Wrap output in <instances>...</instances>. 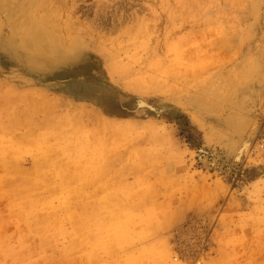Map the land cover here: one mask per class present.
Masks as SVG:
<instances>
[{
  "label": "rangeland",
  "instance_id": "obj_1",
  "mask_svg": "<svg viewBox=\"0 0 264 264\" xmlns=\"http://www.w3.org/2000/svg\"><path fill=\"white\" fill-rule=\"evenodd\" d=\"M0 150V264H264V0H0Z\"/></svg>",
  "mask_w": 264,
  "mask_h": 264
},
{
  "label": "bare ground",
  "instance_id": "obj_2",
  "mask_svg": "<svg viewBox=\"0 0 264 264\" xmlns=\"http://www.w3.org/2000/svg\"><path fill=\"white\" fill-rule=\"evenodd\" d=\"M169 4V3H168ZM40 24H41V21H34V24L32 23L31 25H30V27L29 28H27V33H29L32 37H33V39L34 40H37L36 41V43L33 45V49H32V51L30 52L33 56H35V55H38V56H41V57H43L44 59H45V62H47L48 60H50V59H52L53 57H54V55H60V54H62V52H66V50H62L61 48H59V47H62L63 46V42L65 41V40H63L62 42H58V41H52L50 44H49V49L47 48L46 50H44L43 48H42V45H40L39 43H40V41H38V39H43V38H47L48 36H49V34H48V31L46 30V31H44L42 28H40ZM25 44L26 45H29L28 44V42L26 41L25 42ZM158 49V48H157ZM14 51V50H13ZM69 51V50H68ZM15 52V51H14ZM69 52H71V50L69 51ZM68 52V53H69ZM20 54V53H19ZM66 56V55H65ZM63 59L64 58V55L63 56H59L58 57V59ZM65 58H67V56L65 57ZM49 62V61H48ZM131 69V68H130ZM128 72V71H127ZM125 77V76H124ZM70 114V113H69ZM16 115V114H15ZM69 118V117H68ZM54 122V121H53ZM58 123V122H57ZM64 123V122H63ZM60 125V124H59ZM64 125V124H63ZM66 125V124H65ZM43 126V125H42ZM54 128V127H53ZM11 131H12V129H10ZM78 130V129H77ZM10 131V132H11ZM62 132V131H61ZM18 134V133H17ZM17 134H15V135H17ZM53 135V134H52ZM61 135V134H60ZM11 136L13 137V134H11ZM54 136H57V135H54ZM59 136V135H58ZM60 137V136H59ZM54 138V137H53ZM52 138V139H53ZM56 138V137H55ZM61 138H62V136H61ZM60 138V139H61ZM65 138V137H64ZM64 138H62V139H64ZM5 139V138H4ZM23 139V138H22ZM55 140V139H54ZM5 141L7 142V140L5 139ZM4 141V142H5ZM22 141V140H21ZM25 141V140H24ZM5 142V143H6ZM18 142V141H17ZM23 142V141H22ZM51 142V141H50ZM21 144V143H20ZM65 143H63V145H64ZM41 145H39V147H40ZM65 146H66V144H65ZM77 146V145H76ZM75 146V147H76ZM38 147V146H37ZM36 147V148H37ZM77 148V147H76ZM41 149H42V147H41ZM71 149H74V148H71ZM78 149H79V147H78ZM78 149H75V150H78ZM96 149V148H95ZM37 150V149H36ZM69 150H70V148H69ZM98 150V149H97ZM1 151V150H0ZM81 151H83V150H81ZM90 151H91V149H90ZM44 152V151H43ZM63 152V151H62ZM46 153V152H45ZM47 153H49V152H47ZM96 153V152H95ZM39 154H40V152H39ZM6 155V154H5ZM42 155V154H41ZM83 155H85V154H83ZM46 156V155H45ZM79 157V156H78ZM80 157H82L81 156V153H80ZM98 159L97 160H99V161H102V158H101V156L100 157H97ZM68 161H70V160H68ZM73 162V161H72ZM67 163V162H66ZM70 163H71V161H70ZM69 164V163H68ZM103 164H104V162H98V172L100 171V172H103L104 170V166H103ZM63 165V164H62ZM70 165V164H69ZM50 166V165H49ZM48 166V167H49ZM5 168H6V166H4ZM85 167V166H84ZM68 168V167H67ZM3 169V168H2ZM57 170H59V169H57ZM61 170V169H60ZM63 170V169H62ZM87 170V169H86ZM39 171V170H38ZM83 171V170H82ZM1 172V171H0ZM7 173L8 172H10L9 170L8 171H6ZM27 172V171H26ZM56 172V171H55ZM76 172V171H75ZM79 172V171H78ZM48 173H50V172H48ZM61 173V172H60ZM74 173V172H73ZM80 173V172H79ZM85 173V171L83 172V173H81L82 175H79V176H83V174ZM89 173V172H88ZM56 174V173H55ZM85 174H87V171H86V173ZM95 174V173H94ZM43 175V174H42ZM59 175H61V174H59ZM64 175V174H63ZM73 175V174H72ZM16 176V175H15ZM18 176H20V175H18ZM17 177V176H16ZM29 177V176H28ZM57 177H58V175H57ZM70 177V176H69ZM72 177V176H71ZM76 177V176H75ZM87 177V176H86ZM93 177V176H92ZM91 178V177H90ZM96 178V177H95ZM46 179V178H45ZM69 179V178H68ZM72 179V178H71ZM77 179V178H76ZM7 180V179H6ZM44 180V179H43ZM70 180V179H69ZM86 180V179H85ZM10 181H12V180H10ZM74 181H75V179H74ZM4 183V182H3ZM40 183V182H39ZM9 184H10V182H9ZM12 184V183H11ZM55 184V183H54ZM79 185V184H78ZM4 187V186H3ZM15 187V186H14ZM72 187H75L76 188V186H72ZM95 187V186H94ZM65 190H66V188H64ZM12 191V190H11ZM15 191V190H14ZM68 191V188H67V190H66V192ZM13 192V191H12ZM11 194V193H10ZM78 196V195H77ZM36 197V196H35ZM38 197H39V195H38ZM41 197V196H40ZM58 197V196H57ZM69 197V196H68ZM72 197V196H71ZM62 198V197H61ZM64 198V197H63ZM62 198V201H64V199ZM33 200V199H32ZM65 201H67V200H65ZM68 202V201H67ZM84 203V202H83ZM63 204H64V202H63ZM48 205H50V203H48ZM69 206H70V204H69ZM18 207V206H17ZM49 207V206H48ZM59 207V206H58ZM97 208L98 209H102V213H103V215L100 217L101 219L99 220V218H97L96 219V224H94V228H93V230H96V232L98 233V234H101V239L100 238H98V239H100V241H98L99 243L98 244H100L102 247H106V245H109V246H111V245H113L114 246V219L116 218V216H115V218H114V196H104V197H102L98 202H97ZM16 209V208H15ZM42 209V208H41ZM45 209V208H44ZM57 209V208H56ZM67 209H68V207H67ZM88 209V208H87ZM21 210V209H20ZM50 210H51V208H50ZM49 210V211H50ZM18 211V210H17ZM34 211V210H33ZM42 212H43V210H42ZM47 213V212H46ZM27 214V213H26ZM43 214V213H42ZM127 214V213H126ZM45 215V213L42 215L43 217H45L44 216ZM50 215V214H49ZM54 215V214H53ZM17 216V215H16ZM73 217L75 216V214L74 215H72ZM125 216H127V215H123V218L125 217ZM26 217V216H25ZM47 217H48V215H47ZM63 217H64V215H63ZM72 217V218H73ZM122 217V216H121ZM130 217V216H129ZM50 218V217H49ZM126 218H128V216L126 217ZM40 219V218H39ZM92 219V218H91ZM125 219V218H124ZM46 220V219H45ZM66 221V220H65ZM71 221H73V219L71 220ZM75 221V220H74ZM79 221V220H78ZM91 222V221H90ZM66 224V223H65ZM81 224V223H80ZM116 224V223H115ZM83 225V224H82ZM64 226V225H63ZM73 228V227H72ZM136 228V227H135ZM61 230V229H60ZM80 230V229H79ZM122 235V234H121ZM119 236V235H118ZM50 237V236H49ZM83 236H81L80 238H78V240L79 239H81ZM119 237H121V236H119ZM85 238V237H84ZM102 238H104V239H102ZM51 239V238H50ZM86 239V238H85ZM97 239V240H98ZM118 239V238H117ZM75 240H77L76 239V237H75ZM116 240V239H115ZM51 242V241H50ZM64 242V241H63ZM71 242V241H70ZM69 242V243H70ZM80 242V241H79ZM97 242V241H96ZM72 243V242H71ZM74 243H76V242H74ZM74 243H72V244H70V245H72V247L74 246L73 244ZM85 243H87V242H85ZM94 243V242H93ZM118 243V242H117ZM68 244V243H67ZM88 245H90V244H88ZM67 246V245H66ZM83 246V245H82ZM71 247V248H72ZM79 249H78V251H80V249H81V247H78ZM94 248H95V246H94ZM21 249V248H20ZM84 250V249H83ZM104 250V249H103ZM76 251V250H75ZM77 251V252H78ZM59 252V251H58ZM54 255V254H53ZM80 255V254H79ZM160 255V254H159ZM161 256V255H160ZM159 256V257H160ZM79 257V256H78ZM83 257V256H82ZM158 257V258H159ZM165 257H166V255H165ZM84 258H85V256H84ZM113 258H114V256H113ZM73 259H71V261H72ZM103 261V260H102ZM162 262V261H161ZM71 264V263H70ZM164 264V263H163Z\"/></svg>",
  "mask_w": 264,
  "mask_h": 264
}]
</instances>
